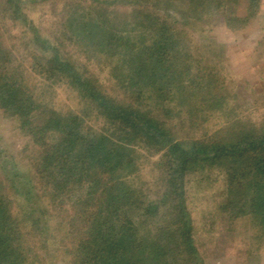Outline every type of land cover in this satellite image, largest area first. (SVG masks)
Here are the masks:
<instances>
[{
  "label": "trees",
  "instance_id": "1",
  "mask_svg": "<svg viewBox=\"0 0 264 264\" xmlns=\"http://www.w3.org/2000/svg\"><path fill=\"white\" fill-rule=\"evenodd\" d=\"M57 1L63 36L101 59V69L117 80L116 91L39 36L22 0H0V18L30 30L38 50L30 53L31 72L68 85L89 107L84 118L100 119L102 128L44 104L1 40L0 109L17 119L36 147L34 185L24 191H38L32 198L47 199L57 212L65 209L62 197L71 204L65 220L69 264H201L186 202L187 181L195 175H222L220 209L230 207L233 218L249 215L264 231V119L248 125L230 120L223 78L207 56L197 58L186 46L194 32L214 48L209 27L241 28L258 0H247L246 16L233 8L239 0ZM118 7L124 10L117 13ZM146 154H159L153 164L162 176L153 195L134 182ZM4 187L0 181V264H37L27 241L33 236L45 243V210L28 198L21 207L26 215L19 216Z\"/></svg>",
  "mask_w": 264,
  "mask_h": 264
},
{
  "label": "rangeland",
  "instance_id": "2",
  "mask_svg": "<svg viewBox=\"0 0 264 264\" xmlns=\"http://www.w3.org/2000/svg\"><path fill=\"white\" fill-rule=\"evenodd\" d=\"M28 1L22 0L26 3L24 12L39 28V36L54 41L60 51L75 59L74 62L80 69L87 64V69L104 88L116 91L117 80L113 81L107 70L101 69V59L88 57L89 52L81 42L72 44L63 36L61 24L63 4L57 0H43L36 4H29ZM246 4L247 0H239L233 6L237 15L246 16ZM253 8L254 14L241 28L231 30L223 23L209 27L211 28L209 38H212L214 48H206L207 41L203 42L194 32L190 34L191 38L186 43V46L191 44L192 54L197 58L202 56L203 59L207 56V63L214 71L219 72L230 93L226 110L228 118L239 119L245 125L249 122L260 123L264 119V0H258L257 6ZM116 9L117 13L124 10L119 7ZM11 23L10 19L0 18V40L2 45L12 51L15 65L23 71L28 88L48 107L63 114L70 111L82 118L86 117L84 114L88 112L86 110H89V107L79 100L78 94L68 85L43 80L31 72L34 60L30 53L35 54L34 49H37L30 43V30L27 31L16 21L15 26ZM22 31L26 32L22 34ZM87 59L92 61L87 62ZM84 125L99 130L103 122L89 115V118H84ZM34 152L36 147L29 137L21 133L17 119L5 117L0 109V181L5 182L2 192L14 197L12 199L14 209L19 216L26 215V210H21V207L28 203L30 198L40 211L45 210V214L41 216L42 220L48 222L47 234L43 235L46 238L44 244L39 238L33 236L28 238L27 244L33 247L31 253L37 254V257H31L30 260L37 261V264H69L70 256L67 253L69 249L66 248L69 241L65 220H68L66 213L71 204L64 197L62 200L59 198L65 201L66 210L60 209V212H57L51 208L52 203L47 206V199L40 202L32 198L38 196V191H24L27 185H34L30 181L34 171L30 158ZM146 156L147 159L141 163V169L134 182H141L153 195L158 189V185H155L158 183L156 180L162 176L160 170L155 169L153 164L159 159V154ZM220 176L212 175L208 179H202L200 175H195L190 176L187 181L186 202L192 219L193 243L198 260L201 264H264L263 228L249 215L233 218L235 214L227 205L226 209H220V204L224 200V181L222 175ZM14 190H17L16 194H13Z\"/></svg>",
  "mask_w": 264,
  "mask_h": 264
},
{
  "label": "crops",
  "instance_id": "3",
  "mask_svg": "<svg viewBox=\"0 0 264 264\" xmlns=\"http://www.w3.org/2000/svg\"><path fill=\"white\" fill-rule=\"evenodd\" d=\"M240 264V263H239Z\"/></svg>",
  "mask_w": 264,
  "mask_h": 264
}]
</instances>
